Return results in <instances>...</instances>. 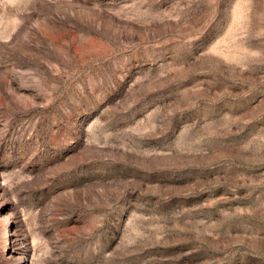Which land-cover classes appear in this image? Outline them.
<instances>
[{
	"label": "rangeland",
	"instance_id": "rangeland-1",
	"mask_svg": "<svg viewBox=\"0 0 264 264\" xmlns=\"http://www.w3.org/2000/svg\"><path fill=\"white\" fill-rule=\"evenodd\" d=\"M0 264H264V0H0Z\"/></svg>",
	"mask_w": 264,
	"mask_h": 264
},
{
	"label": "bare ground",
	"instance_id": "bare-ground-1",
	"mask_svg": "<svg viewBox=\"0 0 264 264\" xmlns=\"http://www.w3.org/2000/svg\"><path fill=\"white\" fill-rule=\"evenodd\" d=\"M7 246H5V249H6Z\"/></svg>",
	"mask_w": 264,
	"mask_h": 264
}]
</instances>
